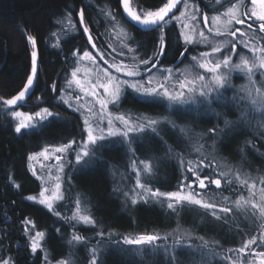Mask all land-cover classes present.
<instances>
[{
    "label": "trees",
    "instance_id": "16d2710c",
    "mask_svg": "<svg viewBox=\"0 0 264 264\" xmlns=\"http://www.w3.org/2000/svg\"><path fill=\"white\" fill-rule=\"evenodd\" d=\"M166 2L167 0H129V7L137 12L141 9L155 10ZM235 3H238V0H230V2L221 0L220 4L217 0H188V9H190L189 13L193 12L203 22L205 15L208 17L220 15ZM245 5L247 10L251 0H245ZM82 8L85 12V25L79 23L78 13ZM66 11L72 13V21L76 24V29L62 34L61 29L64 26L55 21ZM180 11H184L183 4L176 9L175 15L179 16ZM108 12L116 14L128 37L132 39L123 35L120 27H112L106 22L105 14ZM248 22L252 23L254 28H258L256 23L246 19L243 30H247ZM182 25L184 21L179 19L165 26L163 35L166 47L162 55L155 57L153 62L156 63V68L152 69V73L160 68L181 69L191 64L192 56L211 49L210 46L197 42L192 45L186 44L182 40ZM84 26L90 29L96 44L95 49L91 47L87 35L83 33ZM53 32H57L60 37L59 47H53L57 39L51 35ZM29 34L37 39L36 82L26 94L24 101L16 107L5 106L0 100V257H11L16 264H42L44 252L39 250L33 255L29 248L28 234L25 233V225L22 223L28 218L35 227L45 232L44 249L47 250L53 264L62 258H68L69 251L73 254L74 264H89L90 256L87 248L97 244L98 237L95 233L98 229L121 235L153 231L163 234L176 229L177 222L183 229L194 230V236H204L210 242H219L218 245H212L216 249L215 256L202 257L199 252L190 255L186 251H179L177 258L181 264H231L227 257L233 260L241 259L245 264L248 260H255L256 263L251 249L248 250V254L227 251L242 247L243 242L252 236L260 237L264 234V217H260L258 211L254 214L250 203H245L249 199L260 203L261 189L264 188V184L261 183L264 179V127L259 123L262 115L250 111L251 124L240 121L238 108L231 102L234 95H246L242 88L237 90L236 85L242 82L248 85L247 76L238 73L231 78L232 86L224 91V96L229 102L227 107H223L221 103L213 105L216 111L224 114L220 117H217L215 112L197 105L176 106V110H172L168 108L167 101L152 102L136 94L132 89L123 91L117 106L119 112L132 117L170 115L178 124L188 125L195 133L206 132L217 123L224 128L225 118L236 122L216 140L215 151H213L212 139L205 137L200 141L204 144L205 153L210 154L209 160L205 163L213 160L215 162L216 174L212 178H220L221 187L216 188L214 184H208L207 188L200 189L198 183L193 184L194 191L200 192L205 199L211 197L215 200L218 204V214L223 216L224 220L215 221L198 207L185 208L177 217L156 203L138 202L135 206L131 205L130 199H127L123 193L128 191L129 196L132 195L135 172L131 170L129 164L130 154L127 152V146L115 138H110V142L105 144L102 159L94 160L87 167L76 165L75 156L72 151L70 152L68 161L73 163H67L64 171L62 193L65 199L55 207L61 213L57 217L36 201L27 199L30 195L37 196L41 188L40 179L37 175H33L29 167L28 156L39 153L45 148L66 144L73 139L77 143L86 139L83 115L75 110L78 103L76 104L74 100L79 93V87L73 81L71 73L79 63L78 57L72 55L73 52L82 55L84 50H88L96 57V66L103 70L111 69L112 64L120 65L121 62L128 67L138 65L144 77L147 75L144 71L146 66L140 64V60L159 53L160 31L158 29L142 31L128 22L122 13L121 0H0V97L10 99L26 83L30 74V53L33 50L26 39ZM259 35L264 34L258 33ZM252 43L264 46V40L257 39ZM129 48L136 51L129 52ZM236 51L237 53L243 51L245 54L239 43ZM121 52L124 54L121 55ZM182 52L183 56L180 55ZM105 60L108 63H105ZM237 61L238 55H234L233 62ZM254 79L258 82L257 86H260L262 78L259 72ZM65 100L68 101L67 104L64 103ZM117 107L113 105L110 107L113 114H116ZM42 108H48L54 115L39 127L26 130L22 134L15 133L12 117L5 115V111L12 110L34 114ZM161 135L167 141V145H170L175 152L183 153L186 160L198 158L199 154L193 150L192 143L180 137L177 132L169 129ZM132 147L138 161L146 160L153 165L156 172L150 180L153 189L175 191L183 175H187L189 180L194 179L190 173L183 172L177 159L167 153V146L154 134L148 133L137 137ZM138 166L143 167L139 164ZM228 169L232 170L231 186L219 176L220 171ZM212 171L213 168L205 169L202 175H208ZM237 172L241 179L247 180L248 184L255 183V188L251 190L253 195L250 196L247 185L241 186L235 181ZM9 176L15 184L20 185L19 188L10 182ZM114 189L119 190L114 191ZM77 196L82 201H87L86 207L97 220V226L73 222L75 225L73 227L65 222L64 218L71 217L75 211ZM241 196L244 200L237 207L235 201ZM224 197H228V200L224 201ZM220 206L229 207L232 211L227 214L219 212ZM56 229L60 231L57 232ZM73 232L88 238L87 248L82 244L75 247L68 244L67 241ZM194 242L199 243V241ZM166 243L171 245L172 239L170 238ZM259 244L258 240L257 244L252 245V249L256 252L264 251V247H260ZM99 264H168V260L163 251L142 260L121 253L117 247L105 240L104 245H101Z\"/></svg>",
    "mask_w": 264,
    "mask_h": 264
},
{
    "label": "snow or ice",
    "instance_id": "6c2138e0",
    "mask_svg": "<svg viewBox=\"0 0 264 264\" xmlns=\"http://www.w3.org/2000/svg\"><path fill=\"white\" fill-rule=\"evenodd\" d=\"M230 2V0H229ZM220 4L221 0H217ZM257 3L260 4L261 11L257 12L255 8L249 13L246 9L245 0H238V3L231 4L227 7L226 11L220 15H214L211 17V23L213 27H209V33H212L214 37H232L234 39H224L215 43L211 47V51L200 52L198 56H192V63L186 66L185 69L180 68H160L158 73H152V69L156 68V63L153 62L157 55H162L164 53L166 43L163 35L165 26L173 20H179L181 17H187V9L189 7L188 0H167L163 3L161 7L155 10H143L139 12L133 10L129 7V0H121L124 13L128 19H130L134 25H138L141 28H149L152 30H159L160 35L158 36L160 51L159 53H154L153 57L148 59H141L140 64L145 65L144 71L149 73L148 78L141 75L138 65H133L131 68L124 65L121 62L120 65L112 64L117 72H123L126 77L135 78L140 77V79H124L121 80L119 77L112 76L108 69L103 70V75L105 78L104 83H93L89 81L91 89L85 87L80 79H77V73L80 71L79 67L73 69L71 75L75 84L80 88L81 92L85 96H92L96 98V102L100 105L99 118L95 125L90 122L88 117H85L83 124L85 126L84 131L86 132V139L81 140L79 143L75 139L70 140L66 144H62L54 149L55 153L65 154L69 151L75 156V164L87 167L96 159H102V150L105 144L110 142V138L117 139L121 144L127 146V152L130 154L129 164L131 170L135 172V185L132 189V195L129 196V192L125 191L123 195L130 199L131 205L135 206L138 202H143L144 204L156 203L162 208H165L171 214L179 217V214L185 208L198 207L203 209L206 214L210 215L215 219V221H222L224 217L218 214V204L211 197L205 199L200 192L194 191L193 184L198 183L200 189H205L208 184H214L216 188L221 187L220 178H212L216 173L214 170V160L209 163H205L209 160V155L204 151V144L200 143L205 137L213 140V151H215V143L218 138H220L225 130L233 126L236 122L230 121L225 118L223 120L224 128L219 126V123L212 128L206 130V132L195 133L194 130L188 125L178 124L175 119L170 115H165L163 117H150L147 115H139L132 117L126 113H121L118 111V105L123 95L124 88L132 89L136 94L145 97L147 100L152 102H157L160 100L167 101L168 108L176 110V106L184 105H197L203 107L205 110H210L215 112L217 117L224 115L221 112L216 111L213 107L215 103H221L223 107L228 106V100L224 96V91L231 87V73L234 70H239L246 73L249 84L242 87V91L246 93L244 96L234 95L231 98V102L235 104L239 111V120L251 124L249 119V112H259L262 115V120L259 122L261 127H264V46H257V44L252 43L257 39L264 40V0H251V4L255 6ZM183 4L184 11L179 12V16H176L174 9L178 8V5ZM223 6V5H222ZM199 11V9H197ZM79 23L85 25V12L82 8L79 13ZM221 16L224 19H221ZM193 20L196 19L195 14L191 17ZM255 19L258 28H254L252 23H247V30H241V28L233 27L235 25H245L246 19ZM106 22L112 27H120V31L123 35L128 37V33L125 32L124 28L121 26L120 20L117 18L116 14L113 12H108L105 14ZM57 24L63 25L61 33L66 31H73L76 29V24L72 21V13L66 11L65 14L56 19ZM67 22V23H65ZM209 18L207 15L204 16V24L207 27ZM187 28L188 25H182ZM107 31V29H106ZM83 33L87 35V40L92 48H96L94 43V38L90 34V29L87 26L83 27ZM237 33L242 39H236ZM53 37H56V43L53 47H59L60 37L57 32L51 33ZM186 44H193L197 41L194 40L192 35L181 33ZM200 41L199 43H211L208 36L205 35L203 31L199 32ZM132 39L131 37H128ZM27 41L32 45V51L30 53L31 65L30 74L27 76L26 83L23 88L10 99H5L0 97L5 106H16L18 102H22L25 99L26 94L34 85V81L38 77V53L37 39L35 36L27 35ZM135 43V41L133 40ZM237 43H239L243 49H247L252 53V58L250 59L243 51L237 53ZM230 45V47H229ZM127 47V45H124ZM115 51V49H113ZM129 52H135L133 48L128 49ZM187 51V49H185ZM121 55L124 53L121 52ZM219 54V55H215ZM74 57H78L79 60H88L89 62L95 64L96 57L92 55L88 50H84L82 55L77 52H73ZM181 56L184 55L182 52ZM233 55H238V62H233ZM101 59L103 56L101 55ZM135 59V57H134ZM105 63H108L105 60ZM150 65V67H148ZM203 69L202 74L199 70ZM257 72L261 76L260 86H257V81L254 79ZM174 73H179V76H174ZM159 77V78H157ZM72 83L71 81L69 82ZM250 85V86H249ZM123 86V87H122ZM103 89V94L108 99H102L97 94V89ZM53 90L55 91V85H53ZM76 101L81 100V96L77 95L75 97ZM245 101L247 102L245 104ZM64 103H68L67 100ZM109 104L117 107L116 114L108 111ZM71 107V105H69ZM81 108H85V105L78 104L76 111H80ZM89 116H97V113L93 111V108H85ZM5 115H10L13 119L18 122L14 125V131L17 134H22V130H29L34 128L36 125L33 123L34 120L38 118L39 121H43L46 117L53 116L54 114L48 108H42L40 111L34 114L25 113L22 111L12 110L10 112L5 111ZM106 118V124H105ZM117 122L119 127L116 126ZM104 125V126H101ZM172 130L177 132L180 137L187 139L192 143L193 150L198 153V158L196 160L185 159L183 153L175 152L174 149L167 145V141L164 139L162 132L167 130ZM148 133H152L159 137L160 140L167 146V153L170 156H174L177 159L179 167L185 173H190L194 178L189 180L187 175H183L177 190L175 191H161L159 188L153 189L150 180L156 175L153 165L146 160H139L135 156V150L132 147L135 139L139 136H144ZM76 145V148H73ZM37 156H44L48 159V148H45L40 153L31 154L28 156V160H35ZM56 160L58 162V171L63 172L64 170V160L63 155H57ZM72 164V161H68ZM142 165L143 167H139ZM31 167V164H29ZM213 168V171L208 175H202L205 169ZM231 169L227 171H220L219 176L225 179V183L231 186L233 184V179L230 178ZM33 171V175H35ZM143 175V179H142ZM10 182H12L15 187L19 188V184H15L12 177L9 176ZM60 180V177H57ZM187 181V183H185ZM207 181V184H206ZM235 181L241 186L247 185L250 196L253 195L251 190L255 188V183L248 184L247 180L241 179L239 172L235 174ZM264 184V179L261 180ZM187 189L188 191H185ZM119 189H114L118 191ZM48 189H43L39 193V199L36 196H28L27 199L30 201H37L39 204L44 205L50 212L54 213L57 217L61 215L54 207V203L57 200H64L65 196L61 192V184L59 182L55 185V190L50 196H46L45 193ZM260 203H257L251 199L245 201V203H250L251 208L255 214L258 211L260 217H264V188L261 189ZM126 199V203H127ZM224 201L228 200V197L223 198ZM244 197L241 196L235 201L237 207L240 206L241 201ZM84 205V207H82ZM87 201H82L79 196L75 199V211L71 217H65V222L69 223L71 226L75 227L73 222L83 223L85 225L97 226V220L90 214L86 207ZM232 209L229 207H219V212L229 213ZM226 222V221H225ZM25 225L24 231L26 234L30 232L28 225L35 229V224L28 218L22 222ZM59 232V229H56ZM194 230L183 229L179 222H177V228L173 229L171 232H165L161 234L160 232L153 231L151 233H140V234H128L121 235L114 232H105L103 229H98L96 231V236L98 237L97 244L87 248L88 238L83 237L75 232L71 235L70 239L67 241L72 247L76 245H84L89 253L90 259L89 264H99V254L101 252V245H104L105 240L111 243L113 246L117 247L121 253H126L132 256L141 258L142 260L149 255L155 256L163 251L164 256L168 260V264H181V261L177 258V253L179 251H186L190 255H195L199 252L201 256L206 255H217L216 249L212 247L213 244L218 245V241L210 242L205 239L204 236H194ZM119 237V239H117ZM172 239V244L168 245L166 242ZM29 248L33 255L37 253L38 249L44 252L42 264H53L49 259V254L46 249L43 248L42 241L45 239L44 231H35L34 235L29 234ZM260 241L259 246L264 247V234L260 237L252 236L250 239L243 242V246L238 249H228V252H238L248 254V250L251 249V254L258 259L259 264H264V251L256 252L252 249V245L257 244ZM163 241L165 243H158ZM194 241H199L195 243ZM106 246V245H105ZM72 252L69 251L68 258H62L55 262V264H74L72 260ZM231 261V264H245L241 259L233 260L231 257H227ZM0 264H16V262L11 258L0 257ZM247 264H255V260H248Z\"/></svg>",
    "mask_w": 264,
    "mask_h": 264
},
{
    "label": "rangeland",
    "instance_id": "374dc122",
    "mask_svg": "<svg viewBox=\"0 0 264 264\" xmlns=\"http://www.w3.org/2000/svg\"><path fill=\"white\" fill-rule=\"evenodd\" d=\"M253 8H255V10L257 12L261 11V7H260V4L259 3H257L255 6H253L251 4L247 8V11L249 13H251V11H252ZM189 11H190V9H188V11H187V17H181L180 18L181 20L184 21V25L185 24L188 25L187 28H185V27H182L181 28V33L183 32L185 34L192 35L194 37V40L197 41V43H199V41H200V36H199V32L200 31H203L205 33V35L208 36L209 41H211V43H200V44L201 45H204V46H210V48L215 43H217L220 40H224V39L232 40V39H234L232 37H214L213 34L212 33H209V31H208V28L209 27H213V25L211 23V17H208L209 18V22H208V25L206 27L205 24H204V20H203V22H201L198 17H196V19L193 20L191 17H192V15L194 13L193 12H190L189 13ZM221 19L223 20L224 17L221 16ZM245 19H247V18H245ZM249 21L256 23L254 18L252 20H249ZM233 27L241 28V30H243L242 27H245V25H235L233 23ZM237 38L238 39H242L239 36V33H237ZM182 40L184 41L183 36H182ZM188 45H190V44H188ZM229 47H230V45H229ZM243 50L245 51V55L247 54L248 57L250 56L249 58H252V53L251 52H249L247 49H243ZM210 51H211V49L209 50V52ZM215 55H219V54H215ZM196 56H198V55H196ZM232 59H233V57H232ZM78 63L79 64H78L77 67H79L80 71L77 73V79H80L81 82L85 85L86 88H88L89 90L91 89V85H90L89 81H91L93 83H104V82H106L105 81V78H104V75H103V69H99L96 66V63L93 64V63L89 62L86 59L85 60H81ZM192 63H194V62L192 61L191 64ZM191 64H189V65H191ZM129 68H131V67H129ZM185 68H186V66L183 67V68H181V69H185ZM108 71L111 73L112 76L119 77V79H121V80H124V79H139L140 78V77H135V78L126 77L123 72H117L114 67H111V69H108ZM199 71L202 74L204 73V70L203 69H200ZM153 73L154 74L155 73H158V71H155ZM238 73H241L243 75H246V73H244V72H241L239 70H234L231 73V78L233 76H235L234 74H238ZM148 75H149V73H147V75L144 76L145 80L148 78ZM179 75H180L179 73H174V76H179ZM157 78H159V77H157ZM244 85H246V84L242 82L241 84L236 85V89L239 90ZM76 88H78V87L76 86ZM126 89H130V88H124V90H126ZM97 94L102 99H108L107 97L104 96L103 89L98 88L97 89ZM78 95L81 96V100L79 102H77L76 99H75L74 101H75L76 104L78 103V104L85 105V108L91 107V108H93V111L97 113V116H89V114L87 113V111L85 110V108H81V110H80L81 114L83 115V119L85 117H88L89 120H90V122H92L95 125L96 121L99 118L100 105L96 102V98H93L90 95L89 96H85L84 93L80 91V88H79ZM70 97H71V94H70ZM19 103H21V102H18V104ZM78 104H77V106H78ZM16 106H8V107H11L12 108V107H16ZM111 106H112V104H109L108 111H111V109H110ZM73 107L76 108V106H73ZM50 117H52V116H50ZM50 117H46L43 121H39L38 118L36 120H34L33 123L36 125L34 128H37L40 125H42ZM13 122H14V125H15L18 121L15 120V119H13ZM105 124H106V118H105ZM118 125H119V123L117 122L116 126L119 127ZM101 126H104V125H101ZM34 128H32V129H34ZM29 130H31V129H29ZM24 131L25 130H22V132H24ZM74 146L75 145H73V148H74ZM56 147H58V146H56ZM56 147H50V148H48V159H45L44 156H37L35 160H32L29 163V164H31V168L30 169L32 170V172L35 171V173H36L35 175H37V177L41 181V188H40L39 193L43 189H48V191L45 193L46 196H50L52 194V192L55 190V185H56L57 182H59L61 184V192H62V178H63V175H64L65 168L67 167L68 158H69V155H70V152H71V151H69L68 153H65V154L55 153L54 149ZM57 155H63L64 156V160L62 161L64 163V170H63V172H59L58 171L59 165H58V162L56 160V156ZM57 177H60V180L59 181L57 180ZM39 193L36 196L38 199H39ZM60 201L61 200H57L54 203V207H56L57 204ZM36 203H38V202H36ZM41 206H43L44 208H46L44 205H41ZM28 228L30 230V232L28 233V235L29 234L34 235L35 234V231H40L37 227H35V229L33 230L31 228V225H28ZM41 243H42L43 248H44L45 239ZM39 250L41 251V249H38L37 251H39ZM255 264H259L258 259H256V263Z\"/></svg>",
    "mask_w": 264,
    "mask_h": 264
},
{
    "label": "water",
    "instance_id": "95a60500",
    "mask_svg": "<svg viewBox=\"0 0 264 264\" xmlns=\"http://www.w3.org/2000/svg\"><path fill=\"white\" fill-rule=\"evenodd\" d=\"M178 7H179V5H178ZM121 9H122L123 15H124V17L126 18V20H127L128 22H130L131 24L134 25V23H133L130 19L127 18L126 13H124V10H123V6H122V4H121ZM173 11H174V13H175L176 9H174ZM134 26L138 27V28L141 29L142 31H152V29H149V28H141V27L138 26V25H134ZM35 82H36V80L34 81V84H35Z\"/></svg>",
    "mask_w": 264,
    "mask_h": 264
},
{
    "label": "bare ground",
    "instance_id": "6f19581e",
    "mask_svg": "<svg viewBox=\"0 0 264 264\" xmlns=\"http://www.w3.org/2000/svg\"><path fill=\"white\" fill-rule=\"evenodd\" d=\"M123 13V12H122ZM125 18V17H124ZM126 19V18H125ZM37 202V201H36Z\"/></svg>",
    "mask_w": 264,
    "mask_h": 264
}]
</instances>
